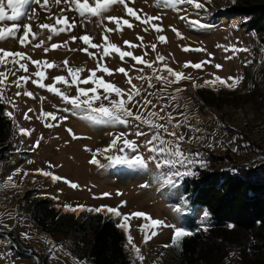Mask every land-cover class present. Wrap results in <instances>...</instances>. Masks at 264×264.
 <instances>
[{
    "label": "rangeland",
    "instance_id": "obj_1",
    "mask_svg": "<svg viewBox=\"0 0 264 264\" xmlns=\"http://www.w3.org/2000/svg\"><path fill=\"white\" fill-rule=\"evenodd\" d=\"M41 2L43 3V0ZM91 2L92 0H89V3ZM125 2L128 7L136 11L141 20L129 16L124 5L118 3L112 5L105 15L127 19L132 24L129 28L121 23V30H116L114 22L101 21L97 17L81 18L74 10H68L63 3L57 5L55 0H49L45 8L37 4L25 5L24 10L28 15L35 10L34 19L29 21L28 15H25L15 22L2 20L0 27H10L13 23H18L20 25L18 35H22L23 23H30L32 32L36 33L35 40H32L30 35L28 40L31 42L21 45L18 36L8 37L0 40V48L24 52L32 60L55 62L57 66L51 69L41 66L48 77L42 82L47 84L53 83L51 77L58 75L71 80L63 64L66 58L70 67L85 69L78 74L81 79L89 75L88 69H96L98 64L112 70L123 67L127 75L118 71H113L111 74L97 71L96 75L102 77L105 82L121 88L124 93L133 90L134 85V90H139V95L133 97L128 107L143 116H147L148 112H155L157 115L151 119L165 125L169 133L175 132L177 136H183L182 149L198 152L201 158L200 150L203 151V145L211 148L210 144L206 145L207 127L215 134L210 124H227L246 133L256 142V146H264V45L260 44L255 34L249 30L245 17L227 15V10L235 0H211L210 3L205 4L204 9L199 10L187 4L177 5L176 8L166 7L164 4L157 6V0H125ZM198 2L205 3V0ZM62 8L65 9L64 16L69 18V22L73 20L76 22L71 31L53 35L47 29L42 30L38 27L39 24L44 23L55 24L56 17L61 16ZM8 14H11L10 10ZM145 15L159 16L160 19L152 23L157 24L161 31L154 30L151 24L142 23ZM182 16L188 19H181ZM190 21H199L207 27L192 24ZM106 27L113 31L106 32ZM146 27L147 31H145ZM172 28L177 29L181 35L177 36ZM85 34L92 37L93 43L98 45H104L103 37L107 36L108 42L118 45L122 51H131L134 55L141 56L143 60L151 62L152 68L157 71L154 73L152 68L130 57H125L121 61L119 54L111 50L109 56L99 60L100 53L79 40V37ZM160 35L166 37V42L158 39ZM72 36L77 39L71 40ZM138 37L143 39L140 40ZM41 41H44L41 47L33 46L40 44ZM65 41H67L66 45ZM124 41H130L132 45L138 46L125 45ZM51 44L60 46L51 49ZM153 44L156 45L155 50L151 47ZM185 46L189 48L188 51L184 50ZM229 46L238 49L247 48L248 51H238L234 54L231 49L225 50ZM45 47L49 48L47 52L44 51ZM83 48H87L88 52L80 50ZM194 49H206V51ZM89 53L96 54L89 55ZM158 55L163 56L164 60L158 61ZM226 57L232 58L226 59ZM186 61H191L193 64L204 63L201 69H196L191 66L185 67ZM247 61L251 63H246ZM21 62L27 63L28 73L12 63L0 64V72H7L8 69L15 71V75L7 76L6 85L2 88L4 99L1 102L6 105L7 113H13V117H10L13 132L8 136L11 142L9 153L0 160V185H3L6 178L16 169H20L13 176L15 187H0V264H76L77 260L82 264H88L85 254L90 247L89 240L77 245L75 243L77 238L69 232H58L50 237L33 223L31 210L35 204L43 200L46 201L47 209L54 208L61 213L74 214L76 217L79 216L80 211H66L65 204L93 208L107 205L119 207V211L125 214L142 211L164 221L165 225L177 224L187 230L189 229L186 225V216L191 215L195 216V221L200 225L199 230L205 231L204 226H207L209 221L208 219L201 221L202 207L190 205L181 189L182 181L175 189L165 188L158 191V184L151 182V173L129 165H111L107 159L108 155L140 154L145 158L149 157L152 153L149 152L146 141L151 139L156 129L133 118H129V124H95L81 119L72 111H63L66 107L71 108V105L65 104L59 96L50 93L47 89L32 84L30 80L26 84L21 81L19 88L12 83L19 76H31L37 71L30 60ZM165 64L190 78L167 83L174 81L175 78L166 69L162 70ZM216 64L222 65V68L217 69ZM214 75L225 79L229 76H241L243 79L235 88L226 87L219 82L205 84V81H212ZM157 76L162 79H157ZM31 78L36 79L34 76ZM129 79L131 84L128 83ZM193 82L198 86L194 87ZM56 86L68 95L77 94V85L66 86L57 83ZM93 86L92 83L79 84V87L85 88ZM25 91L34 95L26 96L23 94ZM17 92L21 95H15ZM97 94L103 96L104 89L97 87ZM123 98L127 99V95L125 94ZM111 99H117L115 93L111 94ZM9 100L12 103H9ZM145 100L151 101V104L145 105ZM103 102L108 103L107 100ZM42 111L56 112L58 116H66L67 119L45 118L41 116ZM25 113L30 119H25ZM174 125L178 126L174 127ZM20 127L27 129L30 134L20 133ZM69 129L71 132L68 131ZM138 131H143L145 135H136ZM159 131L165 139H174L162 129ZM121 133L124 134L123 138L134 141L137 148H124V151H120L124 147L122 139L117 141L115 147H109L111 141ZM37 141H39L38 147L35 146ZM219 148L220 146L216 147ZM105 149L107 151H104ZM93 153L96 154L98 164L90 162ZM234 156L247 162L253 154L238 151ZM149 167L156 170L154 162L150 161ZM37 169L51 172L63 179L53 181L51 177L37 172ZM24 172L28 175L25 176ZM73 183L78 187H72ZM145 183H149L150 186L141 187ZM103 193L109 195L103 196ZM185 200L186 204H184ZM122 201L126 204L121 205ZM177 204H181L186 209L183 214L175 211ZM104 214L111 215L107 212ZM113 217L117 224L122 222V217ZM145 223L144 218L131 217L128 221V232L122 229L125 236L124 245L131 264H178L174 248L164 247L170 243L173 229L167 226L141 229L139 226ZM153 230L157 235L151 236ZM145 232L151 237L147 242L144 241ZM25 233L27 237L23 235ZM129 234L145 257L143 261L136 257L130 245L126 247ZM11 236L16 239L12 241ZM239 237L245 242L249 241L245 233L240 232ZM239 237L236 240L233 238V241L236 243ZM231 246V254L234 258L232 264H248L245 261L243 263L240 258L252 259L257 255L256 253L249 255L247 251L242 253L235 249L236 245Z\"/></svg>",
    "mask_w": 264,
    "mask_h": 264
},
{
    "label": "snow or ice",
    "instance_id": "obj_2",
    "mask_svg": "<svg viewBox=\"0 0 264 264\" xmlns=\"http://www.w3.org/2000/svg\"><path fill=\"white\" fill-rule=\"evenodd\" d=\"M49 0H43V3L41 0H0V21L2 20H8V21H18L21 16L28 15L25 12V5L29 4H37L41 8H45V6L48 4ZM211 0H205V3H200L198 0H157V6L159 4H164L166 7H172L176 8L177 5H192L195 9H204L206 3H210ZM55 3L57 5L63 3L68 10H74L81 18L88 19L90 17H97L101 21L107 20L109 22H114L116 25V30H121L120 25L123 23L124 25H127V27L131 28L132 24L127 19L118 18L116 16H110L105 15L110 10V7L115 4H121L124 5V7L127 10V14L129 16H134L137 20H141V17L137 15L136 11L133 10V8L128 7L125 0H92L91 3H89V0H55ZM10 10L11 14H8V11ZM47 10V9H45ZM65 9H61V16L56 17L55 24H39L38 27L40 29H47L51 34L55 35L61 32L65 31H71L73 27L75 26L76 22L73 20L69 22V18L64 16ZM35 16V10H33V13L31 15H28L29 21L34 19ZM159 16H149L145 15L143 20L141 21L145 25L151 24V27L156 30L157 32L161 31V28L155 24L152 23V21L159 20ZM181 19L187 20L188 17L182 16ZM192 24H198L201 27H207V25L201 24L199 21H190ZM57 25H60V27H57ZM66 25L67 27H65ZM23 34H19L20 25L18 23H13L10 27H0V40L7 39L8 37H17L19 43L21 45H25L27 43H30L31 41L28 40V37L31 35L32 40H35L36 33L32 32L31 30V24L30 23H23ZM171 27V26H170ZM147 27L145 28V31H147ZM106 32H112L113 29L105 28ZM172 31L176 33L177 36H180L181 34L179 31L175 28H172ZM51 39V35L49 36V40ZM71 40L75 41L77 37L72 36L70 37ZM105 44L104 45H98L93 43V38L89 35L85 34L79 37V40L82 41L85 45H90L91 48L96 49L97 52L100 53L99 60H104L107 56L111 54V52L118 53L119 58L121 61L125 59V57H130L132 60L143 63L147 65L148 67L152 68V63L146 60H143L141 56H136L131 51H122L121 48L114 44L108 42V37H103ZM138 39L142 40V37H138ZM158 39L162 42H166V37L163 35H160ZM125 45H129L132 47H136L138 45H132L130 41H124ZM44 44V41H41L40 44H34L33 46L36 48L41 47ZM64 44H67V41L64 42ZM60 45L58 44H51V49H57ZM219 46V45H218ZM153 50H155L156 45L153 44L151 46ZM231 49L233 53L235 54L238 51H248L247 48L238 49L235 46H229L225 50ZM49 50L48 47L44 48V51L47 52ZM82 51L88 52L87 48L80 49ZM111 50V52H110ZM185 51H188L189 48L187 46L184 47ZM195 51H206V49H194ZM96 53H89V55H95ZM211 55V53H209ZM232 57H226V59H231ZM30 60L33 65L36 66L37 71L32 73L31 76L36 77V79H32L29 75H23L19 76L15 81H12L13 84H15L16 87H21V81H23L25 84L31 81L32 84L37 85L40 88L47 89L50 93H53L61 98V100L65 104L71 105V108H64L63 111H72L74 114L79 115L81 119L86 120L90 123L95 124H101V125H111V124H129L130 119L133 118L134 120L140 121L142 124L148 125L153 129H156L157 131L151 136V139L146 141L148 147V150L152 155L145 158L144 156L140 154H134L131 156H113L108 155L107 159L111 165H129L133 167H137L140 169L145 170L146 172L151 173V182L158 184V191L163 190L165 188H171L175 189L179 186L180 182L183 180L184 177L195 175V171L193 170L194 166L199 165L200 167L206 166V161L201 158V154L198 152H191L186 151L182 149L181 142L184 140L183 136H177L175 132H168V128L163 125L156 122V120L151 119V117H155L157 114L155 112H148L147 116L141 115L138 111H134L133 108L128 107L129 103L133 101V97L135 95H139V90H134L135 86H132V89L129 90L128 93H124V90L117 87L113 83L105 82L104 79L100 76L96 75L97 71H102L104 73L111 74L113 71H118L120 73H123L127 75L126 69L123 67L112 70L108 67H101L99 64L97 65L96 69H88L89 75L86 78L81 79L79 77V73H82L85 71L84 68L78 67V68H72L69 66V62L67 58L63 61V64L65 68L67 69L68 77L71 78L69 81L68 78H66L63 75H58L55 77H51L53 83L47 84L43 83L46 77L45 71L41 68L43 65L44 67L51 69L53 67H56L57 65L55 62H49L47 60H32L31 57H28L26 53L21 51H9L0 48V64H6V63H12L14 66L18 65L19 69L23 70L25 73L29 72V68L27 63L21 62V61H27ZM158 61H163L164 57L158 55L157 56ZM210 62V61H209ZM204 62H199L193 64L191 61L185 62V67H194L196 69H201L203 67ZM246 63H251V61H247ZM215 67L217 69H221L222 65L216 64ZM166 69L167 72L175 78L174 81H167V83H173V82H179L180 79H189L190 77H185L182 73L176 72L172 68H169L166 64L163 66L164 70ZM142 71V69H141ZM152 71L155 73L157 69L152 68ZM8 75H15V71L8 69L7 72H0V100H3V92L2 88L6 85L7 82V76ZM139 79H143L144 77H138ZM157 79H162V77L157 76ZM243 77L241 76H229L227 79L222 78L220 76H215L212 81H205V84H215L216 82H219L221 85H224L229 88H235L236 85L242 80ZM228 81H231V83H228ZM57 83H62L66 86L70 85H77L76 88V95L71 96L68 95L66 92L62 91L59 87H57ZM92 83L94 86L90 88L85 87H79V84H89ZM129 84H131V80L128 81ZM151 86V84H149ZM193 86H198L193 82ZM97 87H102L104 89V95L101 96L97 94ZM179 91V89H177ZM115 93L117 99H111V94ZM26 96L32 97L34 94L29 91H25L23 93ZM127 95V99H124L123 96ZM15 95L19 96L21 95L20 92H17ZM43 99V98H42ZM107 100L108 103L105 104L103 101ZM9 103H12V101H8ZM98 104V106H97ZM151 104V101L145 100V105ZM154 107V106H153ZM31 111V109H29ZM9 117H13V113L8 112L6 113ZM41 116L45 118H51L52 120L61 119L66 120V116H58L56 112H47L42 111ZM39 118V117H38ZM25 119H30V117L25 113ZM169 120H171V117L169 116ZM46 126H53V125H46ZM178 126V125H174ZM163 130L164 133H168V135L174 137L173 140L165 139L159 130ZM20 133L22 134H30L27 129L20 127L19 128ZM71 132V129L68 130ZM136 135L143 136L145 133L143 131H138ZM124 134L121 133L119 136L114 138L111 141V144L109 147H115L117 145V141L122 139L123 148L120 149V151H124V148H130V149H136L137 144L127 138H123ZM35 146H39V141L36 142ZM211 146V145H209ZM100 151V150H98ZM104 151H107L106 149ZM235 151V149H234ZM155 163V169L153 170L149 167V162ZM93 164H98L99 161L96 159V154L93 153V158L90 161ZM179 166V167H178ZM167 169V171H163V169ZM183 168L184 170H180ZM20 169H16L12 175H9L5 183L3 185H0V187H15V182L13 180V176L18 173ZM37 172L41 173L42 175L46 177H51L53 181L61 180L62 177L56 176L51 172H46L41 169H37ZM24 175H28L27 172H24ZM71 183V182H69ZM72 187H78L76 184H71ZM149 183H145L141 185V187H149ZM103 196H108L109 193H103ZM187 201H184V204H186ZM126 204L125 201L121 202V205ZM64 208L66 211H84L87 210L89 212H95V213H101V212H107L113 216L116 217H122V222L117 225V227L123 229L126 233L129 229L128 221L131 217H137V218H144L146 223L144 225H140L141 229H156L157 227L167 226L173 229L171 241L169 244L164 245V247H180V242L183 238L192 235V233L187 230L186 228L179 226L177 224H169L165 225L164 221L155 219L151 217L150 214L142 212V211H136L132 213H121L119 211V207H111L107 205H101L99 207H87L85 205H76L75 207L71 205H64ZM175 211L179 214H183L186 209L181 205L177 204L175 206ZM209 212L207 209L203 210L201 221H206L209 217ZM229 228H232L233 225L229 224ZM207 229L205 228V231ZM25 237H27V233L23 234ZM157 235V232L155 230L151 231V236ZM151 237L145 232L144 235V241L147 242ZM131 246V250L135 253L136 257L143 261L145 257L141 254V251L137 245L133 242V238L129 234L127 236V246ZM52 249H50V252ZM76 264H82L81 261L77 260Z\"/></svg>",
    "mask_w": 264,
    "mask_h": 264
},
{
    "label": "trees",
    "instance_id": "obj_3",
    "mask_svg": "<svg viewBox=\"0 0 264 264\" xmlns=\"http://www.w3.org/2000/svg\"><path fill=\"white\" fill-rule=\"evenodd\" d=\"M226 13L245 17L249 30L264 45V0H235ZM6 113L7 107L0 100V160L9 153L8 136L13 132V123ZM209 126L215 131L213 134L207 127L205 133L206 145L210 144L211 148L203 145V151L200 150L206 166H194L196 174L181 182L190 205L208 210L209 222L204 226L207 230H199L195 216L187 215L186 225L192 235L183 238L179 248L173 247L175 259L178 264H232L231 245H236L235 249L242 253L257 254L252 259L240 258L243 263L264 264V146H256L246 133L227 124ZM238 151L253 156L245 162L234 156ZM45 204L43 200L34 205L33 223L50 237L69 232L77 238V245L89 240L85 254L88 264H131L124 232L117 227L113 216L80 211L76 217L47 209ZM229 224L233 227L229 228ZM240 232L247 235L248 242L239 237ZM237 237L235 243L233 238Z\"/></svg>",
    "mask_w": 264,
    "mask_h": 264
}]
</instances>
